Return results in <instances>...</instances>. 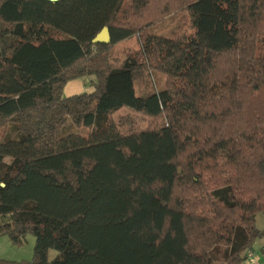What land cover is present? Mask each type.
<instances>
[{
	"label": "trees",
	"instance_id": "16d2710c",
	"mask_svg": "<svg viewBox=\"0 0 264 264\" xmlns=\"http://www.w3.org/2000/svg\"><path fill=\"white\" fill-rule=\"evenodd\" d=\"M178 13L182 31L150 32ZM258 49L264 0H0V236L35 238L0 264H241L263 235ZM152 71L164 89L138 94ZM86 76L92 91L63 95ZM122 108L148 126L122 134Z\"/></svg>",
	"mask_w": 264,
	"mask_h": 264
},
{
	"label": "rangeland",
	"instance_id": "374dc122",
	"mask_svg": "<svg viewBox=\"0 0 264 264\" xmlns=\"http://www.w3.org/2000/svg\"><path fill=\"white\" fill-rule=\"evenodd\" d=\"M183 16L188 17V13H178V14L169 15L163 21L150 27L149 30L150 32L156 35L170 37L174 33L183 30L181 29L183 24ZM185 29H188V27H185ZM137 48H138L137 38L136 36H131L117 43L114 46V53L116 55V58L122 61L127 54H129L130 52H132ZM256 54L258 57H264V50L258 49ZM78 79H79L78 82H80V88L77 89V91L80 90L81 92L79 93L89 92L90 88L93 87L92 84L93 81L95 80L94 77L86 76ZM164 83H165V76L158 71H152L147 76L144 82L136 85V92L138 94L145 95L153 91H160L164 89ZM69 84H76V83L70 82ZM71 87L72 86L67 87L66 92H68L71 89ZM120 117L128 118V120L131 122V125L124 128H120V132L125 135L144 130L148 126V122H149V118H147L146 116L135 113L132 110L126 108H123L113 114V119L115 123H118ZM86 131L87 130L85 128H76L74 126H70L66 129L64 134L69 132L86 133ZM1 134L2 131H0V135ZM3 221H4V217L0 216V223H2ZM256 226L258 227V229L264 231V212H260L257 214ZM34 240L35 238L29 234L25 236L24 242L21 246H14L11 243H10L11 245L3 243L0 245L1 253L3 255H8L11 253L17 257H24L21 260L31 259L33 255V247L35 243ZM263 242H264V234L261 237L256 238L252 244L254 253L256 255L254 258L256 259L257 262L252 263L248 261L247 258H245L241 264H264V252L262 250V247L264 246ZM245 253L246 252H243V254ZM56 254L57 252L55 250H49V258H54Z\"/></svg>",
	"mask_w": 264,
	"mask_h": 264
},
{
	"label": "crops",
	"instance_id": "0c3cea01",
	"mask_svg": "<svg viewBox=\"0 0 264 264\" xmlns=\"http://www.w3.org/2000/svg\"><path fill=\"white\" fill-rule=\"evenodd\" d=\"M78 78L77 79H74V80H71V81H69L66 85H65V87H64V89H63V95L64 96H70V95H73V94H77V93H79V92H81L80 90L79 91H77V89H79L80 88V82H78ZM76 83V84H69V83ZM69 86H72L71 87V89L68 91V92H66V88L67 87H69ZM93 90V87L92 88H90V91H92ZM89 91V92H90ZM65 93V94H64ZM123 109V108H122ZM121 110V109H120ZM143 131V130H142ZM256 219H257V215H256ZM256 230L257 231H259L260 233H262V234H264V231L263 230H260V229H258V227L256 226ZM34 242H35V240H34ZM3 243H5V244H8V245H11L10 243V241H9V239H8V237L7 236H0V245L1 244H3ZM253 241L244 249V251L243 252H246L245 254H243V252H242V255L244 256V258H246L245 256H247V253H251L252 254V256H256L255 255V253H254V250H253ZM263 245H264V242H263ZM262 250H263V252H264V246L262 247ZM24 257H17V256H15V255H13V254H8V255H3L2 253H1V249H0V259H7V260H21V259H23ZM258 258V257H257ZM257 261H255V262H253V263H256Z\"/></svg>",
	"mask_w": 264,
	"mask_h": 264
},
{
	"label": "water",
	"instance_id": "95a60500",
	"mask_svg": "<svg viewBox=\"0 0 264 264\" xmlns=\"http://www.w3.org/2000/svg\"><path fill=\"white\" fill-rule=\"evenodd\" d=\"M51 2H56L58 0H48ZM111 40V35L109 32L108 27L104 26L92 39L93 43H100V44H106L109 43Z\"/></svg>",
	"mask_w": 264,
	"mask_h": 264
},
{
	"label": "built area",
	"instance_id": "2783aa9c",
	"mask_svg": "<svg viewBox=\"0 0 264 264\" xmlns=\"http://www.w3.org/2000/svg\"><path fill=\"white\" fill-rule=\"evenodd\" d=\"M246 258L248 259V261H250L252 263L256 261V259L254 258V256H252V254L250 252L247 253Z\"/></svg>",
	"mask_w": 264,
	"mask_h": 264
}]
</instances>
